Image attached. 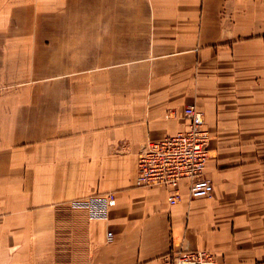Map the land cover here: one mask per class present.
Returning a JSON list of instances; mask_svg holds the SVG:
<instances>
[{
  "label": "crops",
  "instance_id": "0c3cea01",
  "mask_svg": "<svg viewBox=\"0 0 264 264\" xmlns=\"http://www.w3.org/2000/svg\"><path fill=\"white\" fill-rule=\"evenodd\" d=\"M186 105L204 115L213 187L191 197L180 179L169 204L135 185L136 156L186 128ZM104 192L105 217L72 204ZM186 249L264 264V0H0V264Z\"/></svg>",
  "mask_w": 264,
  "mask_h": 264
},
{
  "label": "built area",
  "instance_id": "2783aa9c",
  "mask_svg": "<svg viewBox=\"0 0 264 264\" xmlns=\"http://www.w3.org/2000/svg\"><path fill=\"white\" fill-rule=\"evenodd\" d=\"M187 119L186 128L157 140L148 139L137 151L135 185H162L167 191V202L174 204L180 199L179 181L188 180L191 197H202L212 191V181L204 175L208 158L209 132L204 125L203 112L194 105L182 109ZM115 195L104 192L72 201L85 207L92 217H105ZM107 241L112 232L107 231ZM170 264H222L212 252L205 249H186L172 252Z\"/></svg>",
  "mask_w": 264,
  "mask_h": 264
},
{
  "label": "rangeland",
  "instance_id": "374dc122",
  "mask_svg": "<svg viewBox=\"0 0 264 264\" xmlns=\"http://www.w3.org/2000/svg\"><path fill=\"white\" fill-rule=\"evenodd\" d=\"M11 83L14 84V85H18L20 87H30L33 84V83L22 82V81H14V82H11Z\"/></svg>",
  "mask_w": 264,
  "mask_h": 264
},
{
  "label": "bare ground",
  "instance_id": "6f19581e",
  "mask_svg": "<svg viewBox=\"0 0 264 264\" xmlns=\"http://www.w3.org/2000/svg\"><path fill=\"white\" fill-rule=\"evenodd\" d=\"M206 197V196H205Z\"/></svg>",
  "mask_w": 264,
  "mask_h": 264
}]
</instances>
